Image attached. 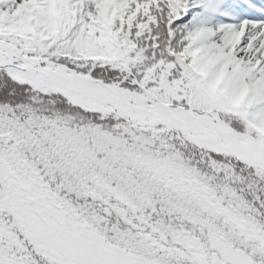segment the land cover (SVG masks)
I'll return each instance as SVG.
<instances>
[{"label": "snow or ice", "instance_id": "6c2138e0", "mask_svg": "<svg viewBox=\"0 0 264 264\" xmlns=\"http://www.w3.org/2000/svg\"><path fill=\"white\" fill-rule=\"evenodd\" d=\"M0 264H264V0H0Z\"/></svg>", "mask_w": 264, "mask_h": 264}]
</instances>
